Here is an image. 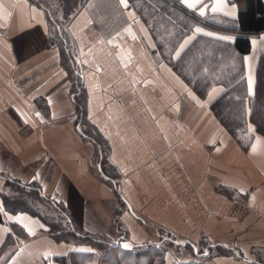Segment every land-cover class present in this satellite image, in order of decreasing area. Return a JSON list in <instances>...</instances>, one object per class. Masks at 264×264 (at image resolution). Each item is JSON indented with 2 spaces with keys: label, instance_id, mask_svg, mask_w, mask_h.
<instances>
[{
  "label": "crops",
  "instance_id": "0c3cea01",
  "mask_svg": "<svg viewBox=\"0 0 264 264\" xmlns=\"http://www.w3.org/2000/svg\"><path fill=\"white\" fill-rule=\"evenodd\" d=\"M189 2L199 14L230 18L245 7V0ZM125 4L85 0L69 24L87 119L106 139L119 172L111 180L97 164L94 141L75 126L70 74L58 47L47 46L44 9L32 0H0V189L5 177L35 182L44 196L64 206L79 231L108 235L127 248L204 239L212 251L203 253V264H264L256 260L264 253V135L249 123L251 140L244 148L209 107L223 85L199 97ZM263 50L264 30L250 35L243 55L249 95ZM0 210V246L10 223L25 231L2 249L0 264H61L55 256L71 250L90 251L85 264H109L96 249L54 239L38 216L7 211L1 199ZM163 260L177 264L178 258L168 251Z\"/></svg>",
  "mask_w": 264,
  "mask_h": 264
},
{
  "label": "trees",
  "instance_id": "16d2710c",
  "mask_svg": "<svg viewBox=\"0 0 264 264\" xmlns=\"http://www.w3.org/2000/svg\"><path fill=\"white\" fill-rule=\"evenodd\" d=\"M32 1L46 13L49 24L47 46L58 47L61 64L70 74L71 94L76 110L75 126L94 141L99 168L109 179L115 180L119 177V172L109 160L108 143L86 116L85 89L80 75L78 51L69 30L71 20L85 0ZM128 1L147 25L163 59L199 97L205 96L213 85H223L224 90L212 100L209 107L218 121L244 148L251 140V134L247 130L249 123L253 125L255 132L264 135V50L257 61L254 91L251 95L247 92L243 63V55L250 49V35L264 30L263 0H245V7L238 11L235 18L221 14L201 15L195 9L183 5L180 0ZM197 26L230 34L233 39H221L205 35V32L195 33L177 55L183 39L193 34ZM3 184L8 187V190L0 189L3 208L10 212L26 211L38 216L47 226L48 233L56 240L96 249L100 252L99 259L109 264H138L141 260L145 264L163 262L165 246L161 242L147 241L127 248L119 244L118 239L116 241L108 235L79 231L64 206L44 196L37 183H23L5 177ZM118 200L123 202L120 195ZM48 210L52 212H47ZM2 221L0 210V223ZM115 224L118 235L122 237L123 232L117 219ZM23 236L25 231L10 223V231L0 246V253L6 245ZM200 241L204 246L208 245L206 240ZM215 247L221 252H231L221 245ZM210 251L211 246L206 255ZM258 253L256 260L264 263V253ZM90 255L88 250H71L66 255L55 256V260L61 264H85ZM204 256L194 254V260L187 264H203Z\"/></svg>",
  "mask_w": 264,
  "mask_h": 264
},
{
  "label": "rangeland",
  "instance_id": "374dc122",
  "mask_svg": "<svg viewBox=\"0 0 264 264\" xmlns=\"http://www.w3.org/2000/svg\"><path fill=\"white\" fill-rule=\"evenodd\" d=\"M173 179H175L174 176H173ZM2 188L3 189L5 188L8 190V187H5L4 184H2ZM47 212H52V211L48 210ZM188 213H189V210L187 209V212H185L183 215H188ZM174 238H177V237L171 236L168 239H170L174 242ZM179 239H181V238H179ZM160 240H162V239H160ZM157 242H161V244L163 246H165L164 247V255L169 251L173 257L178 258L177 264L189 263L191 260H194V258H193L194 254H198L201 256V255H203V253H205L204 255H206L208 253V250L210 247L209 245L204 246V244L201 241L193 242L192 244L188 243L184 246L175 245L171 242H168L167 239L165 241H159L158 240ZM200 250H202V251H200ZM211 251H212V249H211ZM163 263H164V260H163L162 264ZM138 264H145V262L141 260Z\"/></svg>",
  "mask_w": 264,
  "mask_h": 264
},
{
  "label": "snow or ice",
  "instance_id": "6c2138e0",
  "mask_svg": "<svg viewBox=\"0 0 264 264\" xmlns=\"http://www.w3.org/2000/svg\"><path fill=\"white\" fill-rule=\"evenodd\" d=\"M121 3L122 4H125V0H121ZM184 3L187 5V7L188 8H195L196 7V5L194 4V3H191V2H189V0H184ZM125 6H126V4H125ZM219 5H217L216 7H213V11H218L219 10ZM201 14L203 15V11H201ZM195 31L196 32H201V31H203V29H201V28H196L195 29ZM205 35H209V36H211V35H213L212 33H205ZM221 39H230L229 37H220ZM185 43H187V41H185ZM181 47V49H183V47H184V45H181L180 46ZM177 55H179V53H177ZM249 87L251 88V83L249 84ZM17 219H19V218H17ZM125 247H128V245H125Z\"/></svg>",
  "mask_w": 264,
  "mask_h": 264
}]
</instances>
